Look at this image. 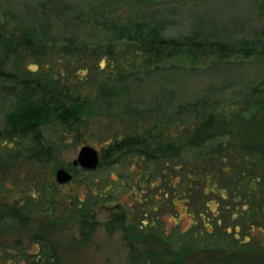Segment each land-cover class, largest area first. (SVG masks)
<instances>
[{
    "label": "trees",
    "instance_id": "obj_1",
    "mask_svg": "<svg viewBox=\"0 0 264 264\" xmlns=\"http://www.w3.org/2000/svg\"><path fill=\"white\" fill-rule=\"evenodd\" d=\"M88 2L89 14L97 18L95 25L108 37L88 53H80L84 47L75 37L54 33L49 8H40L39 17L32 24L14 17L16 27L7 32L0 24V236L42 219L58 225L74 222L80 242H85L99 226L97 210L106 208L113 213L102 226L108 234L115 231L125 234L131 255L129 264H264V118L254 122L255 116H250V123L255 125L244 133L246 140L214 148L209 159L210 170L208 163L201 159L192 171H178V177L184 176L187 180L180 193L187 209L191 199H196L192 205L196 215L191 218L195 220L192 227L201 226L205 235L212 233L208 231L212 225L208 224L205 211H210L215 218L209 207L210 199L206 198L214 195L222 201H240L237 212L227 214L230 222L235 223L225 228L226 235H232L238 244L203 245L199 237L188 232L187 236H193L199 245L181 241L176 245L164 241L162 234L158 235L162 246L150 249L147 245L141 250L131 242L140 240L135 232L142 225L139 220L126 223L123 210L130 209L116 197L130 191L119 182L127 180L131 184L127 173L130 162L140 169L141 178L145 176L147 180H143L146 182L143 188L131 194L134 208L149 200L153 202L149 210L156 213V204L167 193L159 186V174L154 173L151 159L159 154L166 157L168 149L158 140L157 123L141 117L120 121L113 128L106 119L95 120L91 113L98 100L107 109V104L118 95L130 92L136 78L146 81L149 71H161L170 61L180 65L185 57L194 59L203 54L216 61L235 56L251 58L258 48L252 43L237 45L226 41L215 24L205 17L173 20L166 15H142L152 0H124L129 7L119 13L111 9L107 0ZM54 5L72 21L83 22L84 14L73 4L55 0ZM164 83L159 85L161 92L165 90ZM204 107V102L198 101L179 111L200 114ZM203 124L205 130L191 133L190 145L199 147L204 139L211 138L214 133L206 131L215 130L214 125L218 123L209 120ZM92 136L104 146L96 170L85 172L99 171V174L96 178L77 181L78 188L82 186L84 190L83 198L78 191L65 194L62 185L48 180V168L57 166L54 155L73 148L80 140L88 142L87 137ZM227 154L234 161L232 168H226L224 163ZM128 155L137 159L119 161L123 170L116 172L117 179H111L114 165ZM24 164L27 166L22 171ZM67 170L73 175L71 182L76 180L78 175L73 166ZM226 175H231L234 181L231 190L218 186ZM173 177L166 181V187L175 188ZM113 184L117 185L116 189ZM157 217L149 218L145 232L155 234L153 220ZM221 221L217 218V226ZM33 239L35 250L21 248L20 241L10 247L0 240V264H62L59 255L41 237L35 235Z\"/></svg>",
    "mask_w": 264,
    "mask_h": 264
},
{
    "label": "rangeland",
    "instance_id": "obj_2",
    "mask_svg": "<svg viewBox=\"0 0 264 264\" xmlns=\"http://www.w3.org/2000/svg\"><path fill=\"white\" fill-rule=\"evenodd\" d=\"M54 1L0 0V24L5 27V32L16 27L13 23L14 17L32 24L39 17L40 8L45 7L51 12L54 33L61 37L64 35L75 37L84 47L80 50L81 54L88 53L91 48L108 40L107 35L95 25L97 18L89 14L91 5L88 0H63L73 4L79 13L84 14H82L85 16L83 22L72 21L58 5H54ZM122 1L124 0H107L115 13L129 7V4ZM149 7L142 15L146 17L152 14L166 15L173 20H191L198 17L210 19L218 31L222 32L226 41L237 45L241 42L252 43L258 51L251 58L235 56L228 60L216 61L203 54L194 59L185 57L183 58L185 61L180 65L170 61L165 64L166 67L162 64L164 68H161V71H149L148 80L145 81L141 77L136 78L131 85L130 92L126 95H118L113 102L107 104V109L100 100L93 106L92 117L95 120L105 121L106 119V122L109 121V125L113 128L114 124L123 120L126 122L143 118L145 121L157 123L156 133L160 135L158 140L168 149L166 157H161L162 154H159L158 157L151 159L154 173L159 174V186L167 193V197L162 196L160 202L156 204L158 205L156 213L149 210L153 204L149 200L138 208H134L135 204L131 194H135L136 189L143 188L146 185L143 180H147L145 176L141 178L142 176L138 173L140 169L130 162L127 173L131 184L127 180L119 182L120 186L126 185L127 191H130L123 196L117 195L116 197L118 202L130 209L123 210L127 218L126 223L134 224L136 220H139L142 225V228L135 232L140 240L131 243L141 250H144L147 245L150 249H154L162 246V240L158 235L164 234V241L176 245L180 241L191 243L193 246L199 245L200 242L197 239L187 236L188 232H193L192 234L199 237L203 245L234 246L238 243L232 235L231 237L226 235L225 228L226 225L231 226L235 223L230 222L227 214H235L237 205L241 206L240 201L236 200L233 204L229 201L218 200L214 195L206 198L210 199L208 200L210 201L209 207L215 218L209 214L210 211H205L207 212L204 214L205 218L208 219V224L212 225L208 227V231L212 232L211 235H205L201 226L192 227L195 220L191 218L195 215L193 206L196 199H191L187 209L183 202L184 198L180 196L181 189L186 185L187 180L184 176L178 177V171H192L196 161H201V159L208 163L207 168L210 170L209 159L214 148L220 144L237 145L241 139L246 140L244 133L252 130L255 125L253 122L250 123V116H255L254 122L264 118V0H152ZM142 80L144 83L140 85ZM162 82H165L163 92L159 90ZM129 83L132 84L131 81ZM248 100L251 101L249 105ZM198 101H203L205 106L200 114H195L190 110L179 111L187 107V104ZM208 119L218 123L214 125L215 130L206 131L214 133L213 136L204 139L199 147L190 145L191 133L193 131L195 133L197 129L205 130L203 123H207ZM174 130L179 133H173ZM87 139H89L88 142L80 140L73 148L55 153L54 163L57 166L53 169L48 168V180L55 181L57 168L67 169L68 166H72V162L76 160L80 148L84 145L93 147L98 152L101 161L103 143L100 144L95 136L87 137ZM228 157H230L229 154L224 163L227 165L226 168H232L234 161ZM133 159L137 158L128 155L119 159L118 165L113 166L111 179H117L116 172L123 170L121 161ZM216 163L218 164L215 161ZM26 166L24 164L20 170L24 171ZM73 169L78 175L77 179L62 185V190L65 194L78 191L80 198H83L84 190L82 186L78 188L77 181L96 178L99 171L93 173L85 172L79 167H73ZM172 175L175 186L173 189L165 186L166 181ZM233 183L231 175H226L218 186L230 189ZM113 187L116 189L117 185L113 184ZM171 197H174L173 204H170ZM219 211L223 213L219 214ZM111 213L113 212H109L106 208L97 210L96 221L99 226L85 242H80L77 224L74 222L58 225L46 220L43 222L42 219L33 220L24 227H18L3 234L0 240L1 243L10 247L15 241H20L21 248L35 250L33 237L38 235L59 255L62 264H129L131 255L125 234L120 231L108 234L102 226L109 220ZM155 215L158 216L156 220H153L155 234L145 232L149 218ZM217 218L222 219L220 226L216 224ZM196 229H198L197 233L194 232Z\"/></svg>",
    "mask_w": 264,
    "mask_h": 264
},
{
    "label": "water",
    "instance_id": "obj_3",
    "mask_svg": "<svg viewBox=\"0 0 264 264\" xmlns=\"http://www.w3.org/2000/svg\"><path fill=\"white\" fill-rule=\"evenodd\" d=\"M100 163L98 152L91 146L84 145L80 148L76 160L72 162V166L84 171H94ZM72 173L66 168H58L55 171V182L64 185L72 180Z\"/></svg>",
    "mask_w": 264,
    "mask_h": 264
}]
</instances>
